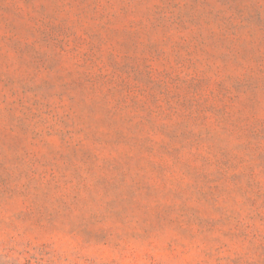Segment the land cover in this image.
Segmentation results:
<instances>
[{
    "label": "rangeland",
    "instance_id": "374dc122",
    "mask_svg": "<svg viewBox=\"0 0 264 264\" xmlns=\"http://www.w3.org/2000/svg\"><path fill=\"white\" fill-rule=\"evenodd\" d=\"M0 264H264V0H0Z\"/></svg>",
    "mask_w": 264,
    "mask_h": 264
}]
</instances>
